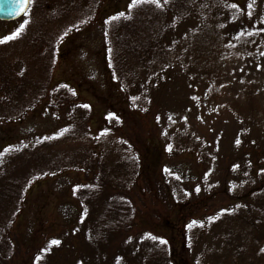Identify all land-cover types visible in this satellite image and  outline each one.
Listing matches in <instances>:
<instances>
[{
	"label": "trees",
	"instance_id": "16d2710c",
	"mask_svg": "<svg viewBox=\"0 0 264 264\" xmlns=\"http://www.w3.org/2000/svg\"><path fill=\"white\" fill-rule=\"evenodd\" d=\"M126 1L129 4L125 10L127 12L124 11L108 19L105 27L107 40L111 45L114 40V48L108 56L114 60L109 69L120 85L115 97L120 100V106L126 104L129 107L136 120L134 125L137 123L132 136L126 134L124 130L126 126L122 125L120 132H117L119 135L115 134V139L112 137L108 139L105 134L101 135L103 141L97 144L96 154L82 153L80 156L72 150V144L89 139L88 126L93 121L90 116L94 115L95 109L90 104L81 103L76 90L68 84L57 87L55 92L50 91L46 86L42 92L44 97H40L37 103L34 101L28 104V97L31 94L25 88L28 80L24 78L26 77L24 71L27 69L17 74L11 65L8 69L0 65V122L9 120V123H23L28 115L36 112L40 107H45L51 113L59 112V115L64 117L71 116L63 127L53 133L30 137L28 140L17 139L0 148V264H10L15 259L19 261L20 258H25L20 257L19 253L23 247L22 239L16 240L17 242L14 240L15 237H22L17 236V231L13 229L16 220L22 215L25 196L30 186L38 178L54 177L71 171L79 172L83 176V182L75 187L73 194L80 208V221L82 224H87V239L97 245L96 264H110L108 261H103L105 257L103 249L111 246L114 239L127 235L133 229L137 219V207L132 192L139 188L140 184L148 185V183L152 185L157 183L158 188L155 189L160 197L164 196V203L169 211L171 208L181 207L192 210L193 205L202 204L199 198L189 202L191 190L197 195L201 192L199 196L208 198L211 203L213 197L219 194L222 197L227 196L230 200L226 199L224 205L216 209L206 219L207 221L199 219L188 224L185 233L187 249L192 252L199 249L207 253L210 251L211 258L205 260L207 264H264V245H262L264 244V115L257 112L254 107L249 110L241 108L238 118L243 123L242 129L233 147L239 151L245 137L252 139L256 137V141L254 140L252 144L253 155L246 153L235 162L228 160L224 163L222 183L214 182L216 165L212 159L211 169L206 170L197 188L189 189L187 184L184 185L166 168L161 169L164 155L182 150L198 152L195 155L203 165L208 166L205 148L201 145L202 149H200L197 137L189 128L167 126L166 131H171L170 141H166L163 149L155 142L152 143L153 136L144 140V143L147 142L143 144L140 133L142 119L151 120L153 116L156 123L163 122L164 117L166 121L171 119V114L166 116L162 105L157 102H162L161 97L165 88L168 92L171 91V78L166 76L170 72L171 77L173 68L181 60V57L176 58L180 54L178 51L180 43L188 50L187 60L190 63H197L199 61L197 54L202 52L203 43L197 40L199 35H207L205 46L210 43L218 45L220 42L232 44L242 50L251 44L264 45V0H254L257 9L250 7L231 20L225 15L226 20L223 24L215 22L221 20L222 13L219 12V7L223 4V0H159V4L151 0L147 2L137 0L135 4L133 0ZM81 2L83 4L80 5L84 7L91 5L92 0H81ZM154 4L156 6L154 12H159L157 16L166 14L167 17L166 11L171 14V23H156L155 27L148 22L149 11L143 15L144 18L140 16V7L148 8L146 6ZM136 7L138 14H132V10ZM34 10L35 6L32 3L28 15L24 18L25 21L29 22ZM199 10L202 12L199 22L201 27L206 24L203 32L201 30L204 28L199 29L200 27H196L197 24L194 25L193 21L196 15L194 11ZM28 22L27 24H30ZM139 24L156 29L152 30L153 34L145 39L144 32L137 34L134 31L140 28ZM159 25L160 28H157ZM186 26L195 29L193 35L173 41L172 34L176 35L180 28ZM225 28L228 29L226 37L222 34V29ZM126 34H130L129 42L125 41ZM58 42L52 37L44 38L43 42L35 44L39 55L35 49L37 56L33 58L34 62L29 58L25 59L27 65H36V63L40 65L36 84L42 81L49 83V70L56 63ZM5 43L10 44V42ZM16 47L11 49L9 55H15L16 51L24 46ZM3 60L5 58L1 56L0 61ZM38 86L42 87V85ZM207 94L208 99H211L210 94ZM107 98L110 101L112 97L109 95ZM125 98L126 103H123L122 99ZM118 120L114 114L107 119L104 116V121L116 123ZM134 136L138 141L134 140ZM105 142H108V149L103 147L101 151ZM66 147L70 150L66 151ZM172 196L174 199L171 202ZM206 201L203 200V203ZM203 206L207 208L210 203ZM214 228H217L216 235L212 232ZM209 240L219 242L218 248L210 247ZM162 241L166 240L151 238L148 241L142 258L139 257L142 264L175 263L176 253L171 249V241L166 243ZM18 245L19 249L16 250ZM114 262V264L122 263L120 259ZM31 264H51L50 256L49 254L34 255Z\"/></svg>",
	"mask_w": 264,
	"mask_h": 264
},
{
	"label": "rangeland",
	"instance_id": "374dc122",
	"mask_svg": "<svg viewBox=\"0 0 264 264\" xmlns=\"http://www.w3.org/2000/svg\"><path fill=\"white\" fill-rule=\"evenodd\" d=\"M32 3L35 10L29 22L24 18L12 23L0 22V41H2L0 57L5 58L0 61V65L5 69L11 65L17 74L27 69L24 71L26 76L24 78L28 80L25 88L31 94L28 97V104L34 101L37 103L40 97H44L42 92L46 86L52 92L66 84L76 90L80 102L90 104L95 109L94 115L90 116L93 121L88 126L89 139L72 144V150L80 156L82 153L93 155L97 144L103 141L102 134L107 135L108 139L111 137L115 139V134L120 132L122 125L126 126L124 129L126 134L132 136L137 123L134 125L136 120L129 107L126 104L120 106V100L115 97L120 85L109 69L114 60L108 56L114 48V40L112 47L107 40L105 27L108 19L128 8L127 1L92 0L91 5L84 7L81 6L83 4L81 0H32ZM72 4L74 6H71ZM146 7L148 8H139L140 16L143 17L149 11L148 22L155 27L156 23H171V14L168 11H166L167 17L166 14L157 16L159 12H154L155 4ZM250 7L257 9L254 0H223V4L219 7V12L222 13L221 20L215 22L223 24L226 16L231 20ZM134 13L138 14V7L132 10V14ZM194 14H196L193 17L194 25L197 24L196 27H200L199 29L204 28L201 30L203 32L206 24L201 27L199 23L202 12L194 11ZM160 25L157 28H160ZM139 27L134 31L139 34L144 32L145 39L149 38L153 34L152 30L156 29L143 24H139ZM193 31L195 29H189L188 26L180 28L176 35L172 34V40H182L193 35ZM222 34L226 37L228 29H222ZM129 36L130 34L125 35V41H130H128ZM51 37L59 41L56 47V63L49 70V83L46 81L37 83L42 85L40 87L36 84L40 65L37 63L27 65L25 59L29 58L34 62L33 58L38 54L35 44ZM206 37L207 35L197 36V40L203 43L202 52L197 54L199 57L197 63H190L187 60L188 50L181 43L179 45L180 54L176 58L181 57V60L176 66L173 65L175 67L171 77L170 72L166 76L171 78V91L168 92L165 88L161 97L162 102H157L162 105L166 116L171 114V119L166 121L164 117L165 120L161 123H156L153 116L151 120L142 119L143 124L140 129L143 144L147 142L144 143V140L153 136L152 143L155 142L161 148L165 146L166 141H170L171 131H166L167 126L189 128L193 132L200 149H202L201 145L205 148L208 166L205 164V167L195 155L198 152L186 150L164 155L161 164V169L166 168L184 185L187 184L189 189L199 187L198 184L202 182L206 170L211 169L212 159L216 165L214 182L222 183L224 163L228 160L235 162L246 153L253 155L254 151L251 150L256 137L255 139L245 137L239 151L233 147L242 129L243 123L238 118L241 108L249 110L254 107L257 112L264 115V45L251 44L242 50L232 44L220 42L218 45L210 43L205 46ZM5 42L10 44L6 45ZM16 46H24V51L22 48L17 50L15 55H9L11 49L17 48ZM207 93L210 94L211 99H208ZM109 95L112 97L110 101L107 98ZM122 101L126 103V98ZM112 114L119 119L116 123L104 121V116L107 119ZM70 117V115L65 117L59 115V112L51 113L45 107H40L39 110L28 115L23 123H9V120L0 122V148L17 139L28 140L30 137L53 133L63 127ZM196 139H194L195 143H197ZM134 140L138 141L135 136ZM107 144L108 142L103 143L101 151L103 147L108 149ZM69 150L66 147V151ZM82 182L83 176L79 172L71 171L54 177L38 178L30 186L25 196L22 215L16 220L13 229L17 231V236L22 237H15L14 240L22 239L23 247L19 253L20 257L25 258H20L19 261L15 259L10 264H31L33 256L37 254H49L51 264L97 263V245L87 239V224H82L80 221V208L73 194L75 187ZM139 186L132 192L137 207V219L133 229L127 235L114 239L111 246L103 249L105 252L103 261L114 264V260L120 259L121 264H142L139 257L142 258L148 241L156 238L171 241V249L176 253L174 264H207L205 260L211 258L209 254L211 252H203L201 249L193 252L188 250L185 244L186 229L194 220L207 221L206 219L216 209L224 205L226 199H230L219 194L213 197L211 203L208 198L199 196L201 192L197 195L191 190L189 202L199 198L202 204L193 205L192 210L181 207L171 208L169 211L164 203V196L160 197L155 189L158 188L157 183ZM173 199L172 196L171 202ZM203 200L207 201L203 203ZM209 203V207L203 206ZM212 232L216 235L217 228ZM218 244L219 242L215 241L208 242L213 248H218ZM18 249L19 245L16 250Z\"/></svg>",
	"mask_w": 264,
	"mask_h": 264
},
{
	"label": "water",
	"instance_id": "95a60500",
	"mask_svg": "<svg viewBox=\"0 0 264 264\" xmlns=\"http://www.w3.org/2000/svg\"><path fill=\"white\" fill-rule=\"evenodd\" d=\"M31 0H0V22H14L29 10Z\"/></svg>",
	"mask_w": 264,
	"mask_h": 264
},
{
	"label": "snow or ice",
	"instance_id": "6c2138e0",
	"mask_svg": "<svg viewBox=\"0 0 264 264\" xmlns=\"http://www.w3.org/2000/svg\"><path fill=\"white\" fill-rule=\"evenodd\" d=\"M133 2L135 4L137 2V0H133ZM140 2H147V0H140ZM151 2L159 4V0H151ZM233 7H235V5H233ZM0 42H2V41H0ZM85 107H87V106H85ZM162 243H166V241H162Z\"/></svg>",
	"mask_w": 264,
	"mask_h": 264
}]
</instances>
